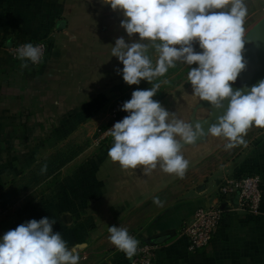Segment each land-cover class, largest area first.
Instances as JSON below:
<instances>
[{"label":"crops","instance_id":"crops-1","mask_svg":"<svg viewBox=\"0 0 264 264\" xmlns=\"http://www.w3.org/2000/svg\"><path fill=\"white\" fill-rule=\"evenodd\" d=\"M244 2L248 33L264 18V0ZM122 19L103 0H0V236L49 217L79 264H129L109 241L111 226L157 244L153 264H264V201L254 217L227 210L209 245L194 254L179 232L198 207L215 203L226 177L257 173L264 193V128L251 126L246 143L231 149L210 134L183 145L189 165L182 178L159 166L147 175L143 166L124 169L107 155L113 138H96L114 102L157 83L122 80L111 48L117 38L138 39ZM31 38L46 40V58L21 67L8 46ZM149 56L155 64L154 50ZM252 69L247 62L231 86ZM173 80L162 81L153 99L176 118L194 125L215 111L192 94L187 76ZM146 207L138 225L136 212Z\"/></svg>","mask_w":264,"mask_h":264},{"label":"clouds","instance_id":"clouds-1","mask_svg":"<svg viewBox=\"0 0 264 264\" xmlns=\"http://www.w3.org/2000/svg\"><path fill=\"white\" fill-rule=\"evenodd\" d=\"M103 3L122 14L120 27L129 37L138 34L132 42L117 38L111 48V56L123 65L119 74L126 84L138 85L142 80L150 83L179 61L189 66L187 79L192 94L223 110L205 132L201 122L186 123L153 99L159 83L148 89L137 88L121 105L120 110L127 115L108 129L113 144L107 155L112 162L124 169L143 166L145 175L159 166L163 172L182 178L189 165L181 152L183 145L210 134L227 140L225 148L231 149L246 143L243 137L251 126L264 128V80L243 90L231 86L247 63L242 55L246 43L243 25L248 13L244 0ZM150 49L156 54L155 64ZM16 51L22 61H41L39 45L25 43ZM154 203H161L158 197H154ZM55 223L49 217L32 219L0 236V264H79L78 251L69 249L61 234L53 231ZM108 232L110 243L128 258L136 254L138 241L127 228L111 226Z\"/></svg>","mask_w":264,"mask_h":264},{"label":"built area","instance_id":"built-area-1","mask_svg":"<svg viewBox=\"0 0 264 264\" xmlns=\"http://www.w3.org/2000/svg\"><path fill=\"white\" fill-rule=\"evenodd\" d=\"M25 43L39 45L42 49L41 61L33 64L30 61H22L17 55V48ZM48 44L45 39H26L16 41L8 46L9 55L12 60L18 63H27L31 67L39 66L46 58ZM129 95L122 100L114 102L108 112V122L104 127L96 131V138L99 141L112 139L108 134L115 122L123 119L127 113L120 110L121 105L131 98ZM217 199L215 203L208 206L198 207L191 218L185 220L179 229V232L186 238L187 251L194 254L206 248L212 238L218 231L223 217L227 210H238L248 216H258L261 212V206L264 201V193L261 190V177L259 174H240L222 179L217 187ZM138 241L136 254L128 258L129 264H153L158 245L149 241L141 240L134 235H130Z\"/></svg>","mask_w":264,"mask_h":264},{"label":"water","instance_id":"water-1","mask_svg":"<svg viewBox=\"0 0 264 264\" xmlns=\"http://www.w3.org/2000/svg\"><path fill=\"white\" fill-rule=\"evenodd\" d=\"M245 60L252 66V73H243L241 75L242 85L240 87H232L233 90L251 88L264 80V18L248 33L245 34ZM227 99L224 101L227 106ZM223 114V110L215 109V111L204 121L202 126L206 131L208 127L216 122V118Z\"/></svg>","mask_w":264,"mask_h":264},{"label":"rangeland","instance_id":"rangeland-1","mask_svg":"<svg viewBox=\"0 0 264 264\" xmlns=\"http://www.w3.org/2000/svg\"><path fill=\"white\" fill-rule=\"evenodd\" d=\"M247 22L248 21H246V17H245V21L243 25L245 29V34H246V28L248 27V25L246 26V24H248ZM193 46L197 51H199L198 45L195 42ZM193 67H195V65H193ZM188 71H189V66L178 61L176 62V66L174 68H170L164 76L157 77L154 79V81L160 84L162 81L164 82L166 78L171 76L174 78L173 80L174 83H176L177 81L184 80V78L187 76ZM162 78H165V79H162ZM149 213H150V207L141 208L138 212H136V215L134 218L136 219V221H138V225L142 223V219Z\"/></svg>","mask_w":264,"mask_h":264}]
</instances>
